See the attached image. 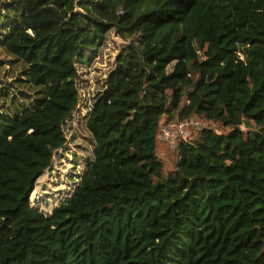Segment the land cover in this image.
Segmentation results:
<instances>
[{"label": "trees", "instance_id": "obj_1", "mask_svg": "<svg viewBox=\"0 0 264 264\" xmlns=\"http://www.w3.org/2000/svg\"><path fill=\"white\" fill-rule=\"evenodd\" d=\"M0 46L21 68L0 79V264H264V0H1ZM164 115L221 131L167 171ZM82 123L86 169L77 148L73 190L35 205Z\"/></svg>", "mask_w": 264, "mask_h": 264}, {"label": "rangeland", "instance_id": "obj_2", "mask_svg": "<svg viewBox=\"0 0 264 264\" xmlns=\"http://www.w3.org/2000/svg\"><path fill=\"white\" fill-rule=\"evenodd\" d=\"M114 40L116 47L118 43L122 42V39L118 37H114ZM103 41L104 40H102L101 38H97L91 44L90 49L101 48V46L104 44ZM111 46L114 45L111 44ZM16 47L20 52L28 51V48H24L21 45L16 44ZM116 53L117 51L108 53L107 55H105V58L100 61V63L96 62L94 64H90L88 67L81 68V71H88L84 72L81 78V82L84 83L83 90L86 91V95L91 94V87L87 88L88 85H95L96 87L97 80L100 79L108 70H110L111 67L109 66L108 62L109 60H114ZM90 54L93 55V53ZM110 54H112L111 57ZM13 59L14 58L6 51V49L0 46V79L3 83H6L7 81H13L14 85L18 87L19 83H17L13 79H15L20 74L21 68H15L16 63L15 61H13ZM19 89H22V85L19 86ZM198 119L202 122V125L204 124L205 126H208L209 128H212L217 132L221 131L220 125L211 123H208V125H206L202 119ZM78 129L77 141H75V143H70L69 145L71 146L66 148L65 151H60L57 153L52 168L43 176L42 181L39 184L38 194L33 196V203L35 205H41V207L44 209L48 207L51 208L55 204H57L62 197H65L66 189L73 190L74 184L70 180L69 176L74 171L75 164L72 160V157L76 153L75 151L77 148H79V150H85V152L82 154L83 158L81 159V164L77 167V173L82 174L86 169L87 160L91 155L89 144L91 142L90 138L92 137V135L87 131L85 123L79 125ZM242 129L245 135H247V128L243 127ZM79 150L78 153L80 154L81 152ZM177 151V148H171L169 143L162 141L158 142L157 155L160 160L164 162L167 171H170L175 167V164L178 160ZM66 183H69L70 186L66 187Z\"/></svg>", "mask_w": 264, "mask_h": 264}, {"label": "built area", "instance_id": "obj_3", "mask_svg": "<svg viewBox=\"0 0 264 264\" xmlns=\"http://www.w3.org/2000/svg\"><path fill=\"white\" fill-rule=\"evenodd\" d=\"M202 122L197 117L186 120H171L163 116L158 130V142L169 143L171 148H177L178 142L189 143L193 134V128L200 127Z\"/></svg>", "mask_w": 264, "mask_h": 264}]
</instances>
